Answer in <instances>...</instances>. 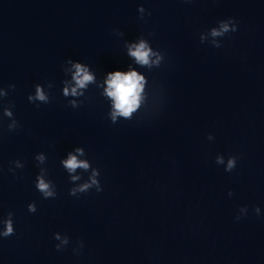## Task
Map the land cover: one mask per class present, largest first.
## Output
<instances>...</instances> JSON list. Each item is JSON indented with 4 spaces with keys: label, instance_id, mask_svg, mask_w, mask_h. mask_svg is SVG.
Returning a JSON list of instances; mask_svg holds the SVG:
<instances>
[{
    "label": "clouds",
    "instance_id": "1",
    "mask_svg": "<svg viewBox=\"0 0 264 264\" xmlns=\"http://www.w3.org/2000/svg\"><path fill=\"white\" fill-rule=\"evenodd\" d=\"M138 11L141 13V18H143V14L146 12V9L143 6H140L138 8ZM150 15V13H149ZM237 30V24L232 19H226V20H220L218 21V26L213 27L210 30V35L215 37H224L225 34L230 32H235ZM200 42H204V36L200 35ZM212 45L214 47H221L222 45L218 42L213 40ZM130 55L135 57L136 60L141 63L142 65H149L150 63V55H154V53L151 52V49L148 48L147 44L141 40L140 43L136 46H134V50L130 49ZM162 59V56H158V61ZM77 74L74 77L76 80V84L79 88H83L86 86V84L93 80V77L87 73V70L82 68L80 64L75 65ZM142 82L143 77L139 76L137 72L132 71L129 73H122L120 71H116L114 73H111L109 75L108 79V88H107V95L111 97L114 101L113 107L114 111L112 112V120L115 122L117 115L123 116L124 118H130L131 114L136 110L138 107V101H139V93L142 91ZM9 88L15 89V85H9ZM72 95L77 94L76 88H73L71 90ZM64 94L68 95V89H64ZM8 93L0 92V96H7ZM28 100L30 102H34L35 100L43 101L45 103H48V97L45 96L43 91L40 89L39 86L36 87V95L28 96ZM73 106H75V102H71ZM4 115L11 117L13 115L12 111L9 110V107L4 108ZM18 122L13 119V122L8 125L9 130H14L17 128ZM209 140L214 139V137L210 134L208 136ZM78 152L81 151V149H77ZM37 159L43 160V156H38ZM215 162L217 165H221L225 163V158L223 155H217L215 158ZM15 164L16 168H22L23 164L17 160L13 162ZM237 164V157L236 156H229L227 158V164L225 167L226 172H231L235 169ZM65 166L70 170L74 171L77 167H81L84 169H87L89 165L85 162L77 161L75 156H70V158L65 161ZM12 169H10L11 171ZM100 175V172L98 170H93L92 178L90 183H84L77 187H72L69 190V195L76 196L79 193H86L93 187H95L97 192L102 191V187L100 185V181L97 179V177ZM73 180L78 179V177H72ZM36 180L38 183H35L36 188L38 191L42 194V196L47 199L48 197H55L57 195L55 191V185L52 181L46 182L45 179L41 176H37ZM228 195L231 197L233 193L229 191ZM28 211L34 213L36 211V204L30 203L28 205ZM241 213L247 214V207H241L239 209ZM255 213L257 215L260 214V208L255 207L254 209ZM13 213L9 212L7 215V218H5L3 221H0L3 223L4 227L3 230L0 231V236L2 237H9L14 234V222H13ZM237 220L240 219V215L236 217ZM55 240H61L60 234L55 233L54 234ZM80 246H83V242H79ZM61 244L67 245L68 244V238L65 236L63 240H61ZM61 244H56L57 250H62Z\"/></svg>",
    "mask_w": 264,
    "mask_h": 264
}]
</instances>
